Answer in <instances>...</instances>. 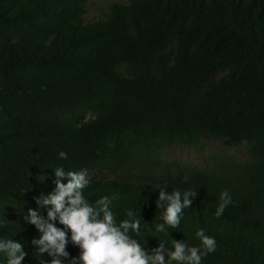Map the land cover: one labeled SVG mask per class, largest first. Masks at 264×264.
I'll return each instance as SVG.
<instances>
[{
    "label": "trees",
    "instance_id": "16d2710c",
    "mask_svg": "<svg viewBox=\"0 0 264 264\" xmlns=\"http://www.w3.org/2000/svg\"><path fill=\"white\" fill-rule=\"evenodd\" d=\"M82 3L0 0V238L24 244L25 264H42L51 258L33 249L39 233L21 213L54 190V168H113L211 136L252 160L219 175L91 180L84 194L92 203L115 195L117 222L128 209L141 214L138 239L150 249L163 222L155 186L194 189L171 235L190 245L198 228L214 236L203 264H264V0H126L94 20ZM225 189L234 203L217 218Z\"/></svg>",
    "mask_w": 264,
    "mask_h": 264
},
{
    "label": "clouds",
    "instance_id": "9594fccd",
    "mask_svg": "<svg viewBox=\"0 0 264 264\" xmlns=\"http://www.w3.org/2000/svg\"><path fill=\"white\" fill-rule=\"evenodd\" d=\"M58 155L61 159L67 158L64 151ZM54 172L57 178L54 190L36 197L37 207H29L26 213H21L25 222L22 226L34 225L38 230L39 235L30 241L33 249L51 258L42 260V264H203L204 258L217 249L215 237L206 234L203 228L195 231L198 245L177 240L169 231V227H180L184 211L197 195L194 189L175 188L169 192L164 186H155L154 190L159 189L156 208L163 209L160 217L163 222L154 224L150 236L155 237L158 244L149 249L148 242L141 243L138 239L141 214L128 209L127 218L117 222L112 210L115 195L102 196L92 203L84 194L90 183L86 172L66 171L63 166L54 168ZM61 178H66L67 182H61ZM233 203L229 191L223 190L214 215L219 218ZM169 235L172 236L170 242ZM69 242L79 249L78 255L70 256L66 250ZM28 255L20 240L0 238V261L4 264H25Z\"/></svg>",
    "mask_w": 264,
    "mask_h": 264
},
{
    "label": "rangeland",
    "instance_id": "374dc122",
    "mask_svg": "<svg viewBox=\"0 0 264 264\" xmlns=\"http://www.w3.org/2000/svg\"><path fill=\"white\" fill-rule=\"evenodd\" d=\"M125 2L126 0H83L84 18H102L112 4ZM90 116L89 112L84 114V118ZM251 160L242 145L206 136L196 143L175 144L133 153L113 168L103 165L81 171L86 172L89 181L161 182L173 175L225 174L236 171L240 164Z\"/></svg>",
    "mask_w": 264,
    "mask_h": 264
}]
</instances>
